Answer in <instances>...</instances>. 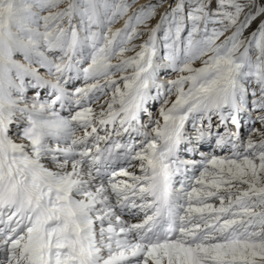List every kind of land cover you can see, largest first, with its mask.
Segmentation results:
<instances>
[{"label": "snow or ice", "instance_id": "1", "mask_svg": "<svg viewBox=\"0 0 264 264\" xmlns=\"http://www.w3.org/2000/svg\"><path fill=\"white\" fill-rule=\"evenodd\" d=\"M0 264H264V2L0 0Z\"/></svg>", "mask_w": 264, "mask_h": 264}, {"label": "bare ground", "instance_id": "2", "mask_svg": "<svg viewBox=\"0 0 264 264\" xmlns=\"http://www.w3.org/2000/svg\"><path fill=\"white\" fill-rule=\"evenodd\" d=\"M145 1L146 0H141L142 3L145 2ZM152 110L155 111V108H153ZM248 123L251 124V121L249 120ZM245 131H246V129H245ZM204 150L205 151H209L210 149L207 146H205Z\"/></svg>", "mask_w": 264, "mask_h": 264}, {"label": "rangeland", "instance_id": "3", "mask_svg": "<svg viewBox=\"0 0 264 264\" xmlns=\"http://www.w3.org/2000/svg\"><path fill=\"white\" fill-rule=\"evenodd\" d=\"M145 2H147V0ZM153 2H157V0H153ZM262 2H264V0H262Z\"/></svg>", "mask_w": 264, "mask_h": 264}]
</instances>
